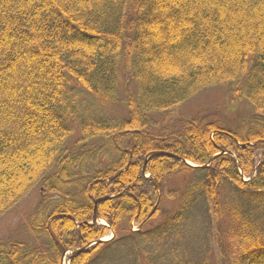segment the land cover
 Listing matches in <instances>:
<instances>
[{
    "label": "trees",
    "instance_id": "1",
    "mask_svg": "<svg viewBox=\"0 0 264 264\" xmlns=\"http://www.w3.org/2000/svg\"><path fill=\"white\" fill-rule=\"evenodd\" d=\"M212 89L245 109L240 127L196 114L157 130L155 115ZM82 91L125 115L95 113ZM153 152L178 159L146 160ZM219 153L206 168L183 162L203 166ZM178 174L188 183L165 191ZM41 184L27 225L44 244L1 241L0 264H60L64 251L104 238L106 226L90 225L104 197L97 212L114 238L69 264H112L115 240L154 238L177 250L156 264H180L192 211L207 225L223 218L225 188L241 251L223 264H264V0H0V217ZM165 198L176 203L153 225ZM196 255L185 264H210Z\"/></svg>",
    "mask_w": 264,
    "mask_h": 264
},
{
    "label": "rangeland",
    "instance_id": "2",
    "mask_svg": "<svg viewBox=\"0 0 264 264\" xmlns=\"http://www.w3.org/2000/svg\"><path fill=\"white\" fill-rule=\"evenodd\" d=\"M82 100L87 105H92L93 111L95 113L100 114L106 118H116L117 116L125 115L126 111L123 105H118L117 108L109 109L102 108L97 106L88 96L82 91ZM123 102L124 99L122 98ZM94 103V104H93ZM199 114L203 116V118H211L212 120L222 122L230 126L231 128L240 127L239 124L246 121L245 109L241 106L230 105L227 100V96L224 91L218 90H208L200 94L194 100L184 104L180 108H178L174 114L171 116H157L155 115L154 119L159 123L157 128L158 131L167 127L171 130H177L180 128L181 123L184 120L191 118L193 115ZM162 125L160 126V123ZM167 125V126H166ZM78 138V134L70 141V145ZM77 178V176L75 177ZM187 179L184 181V176L176 175L171 178V182L169 183L168 188H165V191H169L172 189L178 190V188L183 187ZM44 186L38 185L34 188L25 198H23L12 210L8 213L0 217V242H27L31 245H35V240L33 241L32 236L29 233V228L27 225V219L29 214L34 210V208L41 201V197L45 193ZM47 197L55 196V194L47 193ZM232 195L228 191V188H225L223 193L221 194V203L223 204L224 209V217L218 220H214L211 218L209 214V225L204 217L203 213L205 212H197L194 209L193 214L194 217L190 218L185 224L184 228V236L181 238L184 248L183 253L186 255H182L180 260H184L185 262H180V264H185L189 261L193 263H198L197 255L202 250L207 255V259L210 264H223L227 260L233 258L237 253H240L241 247L240 242L237 240L236 235H233L232 232L235 230L231 226V218L230 214L226 213L228 209L227 206L230 203ZM174 198H165L163 200L161 215L155 221L152 222L153 225L159 223L163 216L170 211L175 205ZM235 200V199H234ZM233 201V200H231ZM207 209V207H205ZM262 210V207L260 208ZM203 210V209H202ZM207 215V214H206ZM205 215V217H206ZM208 217V216H207ZM256 217L259 221V225L264 229V211L256 213ZM102 220V219H101ZM104 220L99 221L98 223H103ZM150 224H147L144 227V231L152 228ZM154 227V226H153ZM130 231L131 232H139L141 227L139 225L130 223ZM139 229V230H138ZM207 230V231H206ZM113 235L108 232V234L103 238V240L110 239ZM173 241H169L163 248L161 245L159 246V242L157 238L151 243H146L145 241L135 240L129 246H125V243L121 244L119 240L114 241V245L108 250L107 254L110 256L111 261L109 263L112 264H153L154 259L156 258V262L158 258L162 256V252H171L173 253L176 247L173 245ZM38 244H44V242L37 241ZM36 242V244H37ZM37 244V245H38ZM122 246V247H120ZM72 250L66 251L64 258L61 261V264H69L68 256L72 254ZM194 254L195 257L190 255ZM106 257V255H105ZM165 260L162 259L159 262L161 264H167L163 262ZM93 262L92 264H94ZM95 264H104L102 261L97 260ZM178 264V263H176Z\"/></svg>",
    "mask_w": 264,
    "mask_h": 264
},
{
    "label": "water",
    "instance_id": "3",
    "mask_svg": "<svg viewBox=\"0 0 264 264\" xmlns=\"http://www.w3.org/2000/svg\"><path fill=\"white\" fill-rule=\"evenodd\" d=\"M247 145H251V144H246V145H242V146L244 147V146H247ZM153 155H164V156H168V157H171V158H174V159H178L176 156L171 155V154L166 153V152H153V153H151V154L149 155V157H150V156H153ZM217 156H219V154L212 156V157L208 160V162L206 163V165H204V166H200V167H194V166H193V167H194V168H199V169H201V168H206V167L209 166V164H210V163H211V162H212ZM184 163L187 164L186 162H184ZM187 165H188V164H187ZM110 198H112V197H104V198H100V199H98V200L95 201V208H94V214H93V218H92V224H93V223H96L97 220L99 219V218H98V212H97V205H98L100 202L105 201V200H108V199H110ZM98 242H103V240L95 241V242H93V243H90V244L86 245L84 248H81V249H78V250H75V251H72V252H73V253H79V252H81V251H85L88 247H90L91 245L96 244V243H98Z\"/></svg>",
    "mask_w": 264,
    "mask_h": 264
}]
</instances>
